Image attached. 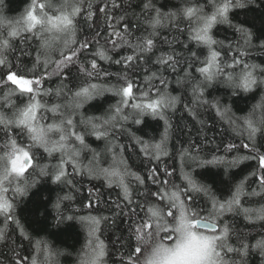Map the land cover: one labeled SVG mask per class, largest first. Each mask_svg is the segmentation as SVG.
Wrapping results in <instances>:
<instances>
[{
    "label": "trees",
    "instance_id": "1",
    "mask_svg": "<svg viewBox=\"0 0 264 264\" xmlns=\"http://www.w3.org/2000/svg\"><path fill=\"white\" fill-rule=\"evenodd\" d=\"M52 1L57 6L44 9L49 16L65 3ZM225 2L229 3L226 18L217 15L209 31L214 43L211 47L198 43L193 36L202 27V18L212 16ZM29 3L32 0H2L0 29L20 31ZM80 7L81 12L74 19L76 38L81 42L85 38L98 39L88 51L78 55L75 66H70L64 75L58 72L55 62L62 59L61 51L70 54L64 46L65 35L55 39L52 33H46L51 41L47 53L40 50L39 37L31 33L6 35L10 47L2 52L7 65H0V118L15 119L14 113L30 102L28 94L12 92L15 86L10 84L4 86L10 67L12 71H27L29 76L42 78L39 86L33 85L39 93L35 99L41 105L37 110L38 124L45 128L63 126L65 131L48 133L50 143L46 147L55 149L49 151L45 146H33L27 134L15 125L5 129L0 124V169L10 151L5 147L10 139L18 147H27L32 156L31 166L23 175L4 185V196L13 205L15 222L0 215V229L5 234V239L0 240V264H14L21 257L25 264H33V260L35 264H92L99 242H103L105 251L99 264H130V257L134 264H143L153 242L143 247V254L135 253L139 246L136 227L148 222L149 208H163L166 212L168 201L162 203L161 196L190 190L189 179L207 190L192 192L190 206L201 217L215 221L217 234L229 226L230 246L249 245L243 258L231 253L227 259L237 264H264L260 248L253 247L264 239V220L257 219L258 210L264 208V187L259 183L264 173L258 159L264 155V0H82ZM188 8L196 10L191 17L185 15ZM157 12L161 23L153 28L151 21ZM117 32L132 45L143 43L141 38H151L154 47L133 66L117 64L121 57L134 54L133 48L114 34ZM112 41L119 46L113 47ZM98 50L110 59L101 60L96 56ZM38 51L41 61L47 57L46 67L43 63L36 65ZM212 51L219 53V70L213 66L210 71L214 78L208 81L198 69L205 66ZM162 55L174 56L175 66L158 63ZM93 58L99 72L89 76L80 68L86 66L91 71ZM245 65L257 81L247 91L238 86ZM125 79L133 82L134 89V99L126 105L121 104V95L117 94ZM91 84L98 86V94L92 99L75 97L77 91ZM201 91L203 94L199 95ZM160 95L175 98L174 106L162 107L158 114L150 110L141 113L132 107L158 100ZM117 107L121 109L119 113L115 111ZM113 116L116 122L114 128L107 129L108 136L98 138L92 134L89 121L100 125ZM67 119L73 120V127L61 125ZM137 119L139 124L135 123ZM247 120L258 129L251 140ZM73 131L83 135L84 146L69 135ZM62 134L67 137L63 150L59 144L51 143L58 142ZM156 144L161 145L159 154ZM70 150L79 152L74 161L75 172L73 162L64 164L71 184L55 180L59 165L62 159H68ZM105 170L119 175L106 176ZM238 186L242 188L240 207L251 209V218L246 219L236 209L216 216L212 212L213 201L226 203ZM17 187L22 191L16 192ZM124 187L131 203L124 198ZM253 192L258 194L252 195ZM94 219L99 223L95 224ZM163 236L161 233L155 239L163 240Z\"/></svg>",
    "mask_w": 264,
    "mask_h": 264
},
{
    "label": "snow or ice",
    "instance_id": "2",
    "mask_svg": "<svg viewBox=\"0 0 264 264\" xmlns=\"http://www.w3.org/2000/svg\"><path fill=\"white\" fill-rule=\"evenodd\" d=\"M2 2V0H0ZM82 0H65V3L60 6L57 11L59 15L49 16L44 9L46 7H51L50 4H37L36 0H32L29 9L26 12V15L23 18L24 27L20 31H25L33 34L34 37H39L40 40V50H43L44 53L51 48V41L46 38V33L59 32L63 33L67 39L65 40L64 46L67 48L68 53L65 55L61 51L60 55L62 59L56 61L57 70L61 75L70 71V66H75V61L78 58L79 54H82L88 51L91 48L92 42L98 37L85 38L82 42L76 38V25L74 24L75 17L80 14L81 7L80 4ZM91 3L88 4V18L92 17L91 12ZM149 5H145V8H148ZM229 7V3L225 2L222 6L217 9V12L212 16L202 18V27L196 30L193 39L198 43H204L211 47L214 41L209 35V31L212 25L216 22L217 15L221 18H226V13ZM39 8V14L36 13V9ZM70 9V10H69ZM100 11H105V9H100ZM196 10L193 8H188L185 10V15L191 17ZM160 13L157 12V17L151 21L153 28L161 23ZM170 15H175L170 14ZM20 31L13 30L9 32V37H15L20 34ZM124 31L127 33L128 25H124ZM117 37H120L121 41L124 44H129V47L133 48L134 54L121 57L117 60L116 63H124L126 66H133L134 61H138L142 58L143 54L148 53L154 47V41L151 38H141L143 43H138L136 45L130 44V42L121 37L119 32L114 33ZM111 39V38H110ZM113 47H118L119 44L117 41H112ZM78 45V47H76ZM10 47L9 41L7 39L0 40V65H7V61L3 57V50ZM195 56V53L192 54ZM101 60H108L110 57L102 50H98L96 53ZM219 53L212 51L210 58L206 62L205 66L198 69V71L204 75V78L208 81H211L214 78V73L210 71L213 66L217 67L219 70L218 64H216L217 57ZM158 63L163 64L164 66L174 67L177 61L174 59V56H161L158 58ZM43 63L45 67L47 66V57L44 61H41L40 51H38L36 57V65ZM91 71H88L86 66H81L80 71L87 72L89 76L92 73L99 72L96 58H93L90 61ZM248 66L245 65V72L241 77V82L238 85L244 90H250L252 85L256 84V80L251 71H247ZM41 77H36L35 75L29 76L28 72L25 71L21 73L20 70L12 71L11 68H8V71L4 77V86L7 87L9 84L15 86L12 92L19 91L20 95L28 94L30 102L26 104L23 108L19 109L15 113V119L4 120L0 118V124H3L5 129H9L12 125H15L16 128L21 130V133H26L29 139L32 142L33 146H47L50 141L47 136L48 133L53 131H60L63 133L65 127L58 125H48L46 128L40 126L37 120V110L41 107L38 101H36L35 96L39 93L35 91L33 85L39 86L41 84ZM228 79L231 80V75L228 76ZM160 83L163 85L164 81L161 80ZM98 86L96 84H91L87 87H82L79 91L75 93V97L83 100H90L95 94H98ZM111 90V89H109ZM133 82L125 79L124 85L117 90V94L121 95V104H128L130 99H134L133 95ZM195 94V93H194ZM202 91L199 95H202ZM12 93H9V97ZM159 95V94H158ZM175 98H168L164 95H160L158 100H152L148 103H135L132 105L133 109L140 110L141 113L146 110H150L152 114H158V109L162 107L174 106ZM79 107V104H77ZM53 112L56 111L54 107ZM116 113H119L121 109L117 107L115 109ZM126 119V117H124ZM116 122V117H109V119L101 122L100 125L92 123L91 125L92 134L96 135L98 138L106 137L110 133L107 131L109 127H113ZM135 123L139 124L140 120H135ZM249 131V139L251 140L254 134L257 132V128L252 126V121H245ZM262 126H264V120L261 121ZM61 125L66 126L67 128L73 127V120L67 119L62 121ZM104 130H101V129ZM167 130V129H166ZM5 135H8V131H5ZM69 135L74 136L76 141H79L81 146H84V137L83 135L71 132ZM67 137L65 135H60L58 142H51L54 145L59 144V148L63 150L65 148V141ZM143 143V141H141ZM5 147L10 148V151L6 154V161L2 169H0V215H4L6 221L15 222L13 216V205L5 198L4 193L7 189L4 187L6 183H11V179L23 175L28 167L31 166L32 156L29 150L18 147L14 139H10L9 143ZM157 154L161 151V145H154ZM234 147V146H229ZM247 147V145H245ZM46 150H55L48 149ZM68 159L61 161L59 165V172L55 175L56 181H64L65 183L71 184L72 181L67 179L68 173L64 169V164L71 161L73 162V172L76 171V165L74 161L79 156L78 151L70 150L68 152ZM159 156L157 155V159ZM3 159V158H0ZM259 167L262 173H264V155L258 156ZM106 176L119 175V173L113 171L109 173L105 170ZM153 178H156V169L151 170ZM74 179V177H73ZM137 180H140V177H136ZM143 183V181H140ZM259 183L264 187V175L259 177ZM121 185L123 186V178L121 177ZM188 185L190 190H185L181 193L179 190L171 192L170 195L161 196V202L167 199L168 203L165 207L168 209L166 212L163 208L159 210H153L149 208L150 215L148 216V222H141L135 229L136 232V242L137 246L134 251L138 254H143V247H146L150 242L152 243L151 250L145 255L143 264H160L161 257L164 255H175L185 248H189L194 245V254L184 256L176 261V264H237V262L227 259L228 254L237 253L243 256H246L249 250V245L241 243L240 247H232L228 244L229 239V226L225 225L222 229L219 230V233L215 231L216 224L215 221L211 218H203L200 213L193 209L190 206V202L193 199L192 192H202L207 191L203 187L197 186L190 179L188 180ZM16 192H21L22 189L17 187ZM124 198L128 200L129 203L130 197L127 187L123 188ZM241 193L242 188L237 187L233 197L228 200L226 203H218L215 200L212 203V212L216 215H222L225 211L232 212L234 209L242 211L246 219H250V213L252 212L249 208H241ZM258 193L253 192L252 195H257ZM149 195H152L149 193ZM157 195H160L157 193ZM181 196H184V199H181ZM66 199L68 197H65ZM257 219L264 220V208L258 210ZM95 224H98V220H93ZM212 229L213 231L206 233L202 229ZM147 230V231H146ZM161 233L164 234L163 240L155 239L159 237ZM21 234L25 235L23 229H21ZM5 239V234L2 229H0V240ZM39 246V244H38ZM253 247L260 248L261 256L264 257V239L257 242ZM105 255L103 242H99L97 245V250L94 255L92 264H99L101 258ZM136 260H139V256H136ZM14 264H25V259L23 257L19 258ZM35 264V260H33ZM130 264H134L132 258L130 257Z\"/></svg>",
    "mask_w": 264,
    "mask_h": 264
},
{
    "label": "rangeland",
    "instance_id": "3",
    "mask_svg": "<svg viewBox=\"0 0 264 264\" xmlns=\"http://www.w3.org/2000/svg\"><path fill=\"white\" fill-rule=\"evenodd\" d=\"M36 1H38V0H36ZM39 2V1H38ZM46 4V5H48V4H50L51 5V7H49V8H51V9H54L56 6H57V4H55V2H53L52 0H42L41 2H39V4ZM31 5V3H29V5L25 8V12H27V10L29 9V6ZM62 5V4H61ZM59 9V8H58ZM37 10V9H36ZM39 9L36 11V13L37 14H39ZM56 15H59V12L57 11L56 12V14L55 15H53V16H56ZM11 23H12V21H11ZM11 31H13L12 29L11 30H1L0 29V40H5L6 39V35H8L9 34V32H11ZM8 33V34H7ZM52 34H53V37L55 38V39H58V38H61V37H63L64 36V34L63 33H59V32H52ZM1 37H3V38H1ZM16 107V106H15ZM14 116H15V113H14ZM8 119V118H7ZM22 148H25V149H27V147H23V146H21ZM28 150V149H27Z\"/></svg>",
    "mask_w": 264,
    "mask_h": 264
},
{
    "label": "clouds",
    "instance_id": "4",
    "mask_svg": "<svg viewBox=\"0 0 264 264\" xmlns=\"http://www.w3.org/2000/svg\"><path fill=\"white\" fill-rule=\"evenodd\" d=\"M194 245L181 250L175 255H164L161 257L160 264H176V261L184 256L194 254Z\"/></svg>",
    "mask_w": 264,
    "mask_h": 264
},
{
    "label": "water",
    "instance_id": "5",
    "mask_svg": "<svg viewBox=\"0 0 264 264\" xmlns=\"http://www.w3.org/2000/svg\"><path fill=\"white\" fill-rule=\"evenodd\" d=\"M217 228H218V225L216 224V229L215 230H217ZM202 230L213 231L212 229H208V228H205V229H202Z\"/></svg>",
    "mask_w": 264,
    "mask_h": 264
},
{
    "label": "bare ground",
    "instance_id": "6",
    "mask_svg": "<svg viewBox=\"0 0 264 264\" xmlns=\"http://www.w3.org/2000/svg\"><path fill=\"white\" fill-rule=\"evenodd\" d=\"M198 65V64H197ZM8 94V93H7Z\"/></svg>",
    "mask_w": 264,
    "mask_h": 264
}]
</instances>
